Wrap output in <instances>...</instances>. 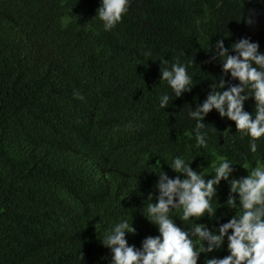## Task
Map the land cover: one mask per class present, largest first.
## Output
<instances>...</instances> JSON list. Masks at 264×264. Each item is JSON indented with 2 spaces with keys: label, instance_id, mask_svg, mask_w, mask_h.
Instances as JSON below:
<instances>
[{
  "label": "trees",
  "instance_id": "obj_1",
  "mask_svg": "<svg viewBox=\"0 0 264 264\" xmlns=\"http://www.w3.org/2000/svg\"><path fill=\"white\" fill-rule=\"evenodd\" d=\"M99 6L0 0V264H81L80 254L82 264H111L100 239L119 219L132 217L135 235L126 239L136 248L158 235L143 210L150 193L151 203L158 196L154 173L175 177V156L206 176L219 157L234 169L264 163V138L251 153L250 138L213 110L204 123L216 131L198 148L188 118L222 75L210 60L217 40L230 47L247 38L264 51V0H131L109 32L95 18ZM250 10L251 26L242 20ZM149 49L153 61L143 55ZM161 58L190 65V93L175 98L160 81ZM162 94L172 100L165 110ZM244 108L252 113L254 101ZM217 192L214 206L226 202L228 185ZM234 214L221 207L216 217ZM180 215L171 218L186 230ZM228 254L225 242L208 258Z\"/></svg>",
  "mask_w": 264,
  "mask_h": 264
},
{
  "label": "clouds",
  "instance_id": "obj_2",
  "mask_svg": "<svg viewBox=\"0 0 264 264\" xmlns=\"http://www.w3.org/2000/svg\"><path fill=\"white\" fill-rule=\"evenodd\" d=\"M130 4L131 0H100L95 18L98 17L103 30L109 32L127 15ZM242 20L251 26L254 23L252 10L249 15L243 14ZM214 49L210 60L220 62L222 75L219 82L209 86L204 101L197 103L195 110L189 106L188 111V118L195 121L196 147L207 148L209 131H216L204 123L214 110L221 119L234 122L241 138H250L249 150L255 154L258 142L264 138V51H260L257 42L247 38H241L230 47H225L224 40L219 39ZM211 51L209 44L206 52ZM143 55L147 61L152 60L150 49ZM158 61L160 81L166 82L175 98L193 90L196 82L188 71L189 64L177 60L168 66L164 58ZM249 100L254 101L252 113L244 108ZM171 101L168 94H162L159 108L165 110ZM191 163L177 155L168 165L176 174L174 178L161 169L158 174L154 173L158 177L155 185L158 196L156 202L151 203L153 195H148L143 214L157 227V236L146 237L139 248L129 245L126 235H135L132 217L131 223L128 218H121L106 231L100 241L111 252V264H198L201 253L205 254L203 264H264V163L258 161L257 167L240 178L233 177L234 162L227 157H219L212 165L213 174L208 176L202 166L201 171L193 170ZM221 182L228 185V198L223 205L214 206ZM221 207L235 210L227 222L216 217ZM176 211L181 213L180 219L190 225L186 230L171 218ZM205 217L215 220V226L210 228L208 224L199 223ZM225 242L227 256L208 258V254L223 248ZM80 260L82 264V254Z\"/></svg>",
  "mask_w": 264,
  "mask_h": 264
},
{
  "label": "rangeland",
  "instance_id": "obj_3",
  "mask_svg": "<svg viewBox=\"0 0 264 264\" xmlns=\"http://www.w3.org/2000/svg\"><path fill=\"white\" fill-rule=\"evenodd\" d=\"M249 167H245L242 169H234L233 177L234 178H240V177H245L248 175V171H251L248 169Z\"/></svg>",
  "mask_w": 264,
  "mask_h": 264
}]
</instances>
